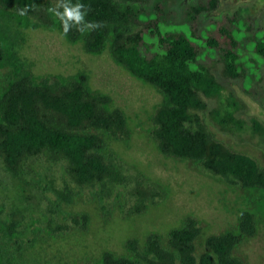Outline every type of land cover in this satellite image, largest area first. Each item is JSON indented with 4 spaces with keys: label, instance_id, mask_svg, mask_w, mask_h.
Here are the masks:
<instances>
[{
    "label": "trees",
    "instance_id": "trees-1",
    "mask_svg": "<svg viewBox=\"0 0 264 264\" xmlns=\"http://www.w3.org/2000/svg\"><path fill=\"white\" fill-rule=\"evenodd\" d=\"M134 1L71 0L73 4L79 2L88 8L86 21H99L104 27L85 34L73 27L64 36L61 22L48 11L57 0H0L2 169L11 178L19 179L28 160L43 157L51 163H63L65 174L78 188L103 189L108 184L123 183L119 168L105 153L108 142L128 137L125 115L112 106L107 95L89 87L83 72L69 76L30 72V65L19 55L25 42L22 33L40 28L57 31L67 43L79 44L86 54L99 55L106 51L114 65L159 94L160 102L150 118L149 134L163 157L190 162L227 186L264 192V167L214 140L201 118L208 103L217 100L218 104L209 112L211 121L223 133L231 127L240 132L245 123L236 116L239 106L232 94L223 97L222 85L206 66L198 63L200 47L191 36L182 33L160 35L155 26L154 30L149 29L151 23L140 19L139 9L131 5ZM218 2L199 3L190 8L187 17L191 20L195 15L213 11ZM25 5L34 7L21 16L19 9ZM236 24V20L228 19L227 26L217 30L218 40H205L209 50L219 53L221 75L226 79L242 78L245 74L237 53L239 44L233 36L238 30ZM143 32L154 42L147 44ZM142 47L156 49L143 54ZM252 52L264 60V39L253 44ZM250 126L252 133L264 143V124L253 119ZM99 188H96V195L100 200ZM136 194L138 202L128 214L155 206L159 196L150 189L137 190ZM72 220L75 226L85 228L88 217L82 213ZM15 228L13 220L7 224L0 221V264H22L24 247ZM61 229L56 227V231ZM237 229L240 234L252 235L253 214L241 211ZM198 235L197 222L187 216L179 226L164 234L151 232L142 242L126 239L122 254L101 251L94 264H241L232 256L235 246L232 232L206 236L203 239L205 250L194 256ZM33 242H29V248L33 247Z\"/></svg>",
    "mask_w": 264,
    "mask_h": 264
},
{
    "label": "rangeland",
    "instance_id": "rangeland-1",
    "mask_svg": "<svg viewBox=\"0 0 264 264\" xmlns=\"http://www.w3.org/2000/svg\"><path fill=\"white\" fill-rule=\"evenodd\" d=\"M205 2L135 0L131 5L139 9L140 19L151 23L149 29L155 26L160 35L191 36L200 47L198 63L222 85L223 97L232 94L239 106L236 116L245 123L240 132L234 127L226 133L219 131L209 116L218 104L213 100L201 113L206 129L214 140L264 167V143L250 126L253 119L264 124V60L252 52L253 44L264 39V0H219L215 10L190 20V8ZM228 19L237 22L233 36L239 44V62L245 68L244 77L237 79L222 77L219 53L205 44L207 38L217 39V30L226 27ZM22 34L25 42L19 55L30 65L32 74L69 76L83 72L89 87L107 95L112 106L123 112L129 131L127 138L108 142L105 153L119 168L121 185L78 188L65 174L63 163H51L43 157L28 160L19 179L11 178L0 164V221L16 222V235L24 247L22 264H94L101 251L122 254L126 239L142 242L151 232L164 234L187 216L199 229L194 256L205 250L206 236L230 231L235 237L234 258L241 264L264 263V192L227 186L190 162L159 154L149 134L159 94L114 65L106 51L86 54L79 44L67 43L57 31L39 28ZM142 36L147 44L154 42L145 32ZM155 49L142 47L141 52L150 54ZM96 188L101 191L100 200ZM143 189L159 193L156 205L128 214L138 202L136 191ZM241 211L253 214L252 235L240 234L237 229ZM82 213L88 217L85 228L75 226L72 220ZM58 226L60 231H56ZM29 242H33L32 248Z\"/></svg>",
    "mask_w": 264,
    "mask_h": 264
},
{
    "label": "clouds",
    "instance_id": "clouds-1",
    "mask_svg": "<svg viewBox=\"0 0 264 264\" xmlns=\"http://www.w3.org/2000/svg\"><path fill=\"white\" fill-rule=\"evenodd\" d=\"M33 5H25L22 9H19L21 16L26 15ZM56 18L59 19L62 26V32L64 36H67L69 31L76 27V30L85 34L96 29L104 27V24L99 21H86L88 8L82 3L73 4L71 0H57L55 6L48 9Z\"/></svg>",
    "mask_w": 264,
    "mask_h": 264
}]
</instances>
